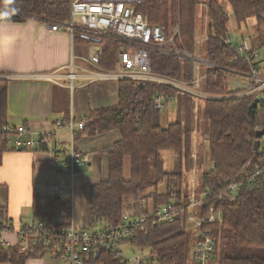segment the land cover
<instances>
[{"label": "trees", "instance_id": "16d2710c", "mask_svg": "<svg viewBox=\"0 0 264 264\" xmlns=\"http://www.w3.org/2000/svg\"><path fill=\"white\" fill-rule=\"evenodd\" d=\"M226 2L232 7L231 16L219 0H209V39L199 46L196 39L199 31L198 0H144L137 9L146 14L151 22L164 24L169 33L179 25L182 42L190 51L198 49L201 55L216 64H229L241 69L245 65L231 61L235 51L222 38L230 35L231 17L238 28L250 16L256 17L259 26L264 25V0ZM0 5L18 12L11 19L20 21L29 16L63 20L69 13V0H0ZM252 37L254 46L264 44L262 35ZM119 47L118 42H108L106 54L110 59L108 62L103 59L104 65H114V55ZM150 59L153 70L162 74L191 80L198 73L195 63L182 61L175 56L152 52ZM221 81V75L216 78L210 75L208 89L214 92L222 90ZM161 92L170 93L171 88L153 81H121L117 105L92 111L87 117L83 131L96 133L98 129L99 133H104L118 129L122 137L105 149L109 157L108 178L90 188V222L94 230L103 225L119 226L125 223L123 198L127 194L142 193L143 197L152 198L154 211L169 203L183 208L190 204L192 193L186 189L185 176L191 165L195 127L193 96H176L178 117L164 126L161 110L154 104L155 96ZM254 100L252 96L206 100L203 108L204 131L211 137L208 156L212 166L209 171L200 170V183L195 193L198 192L200 197L204 195L199 204L201 215L212 211L220 213V217L202 222L198 239L201 231H209L215 238L217 264H264V184L247 187L239 194L220 191L227 183L251 173L259 162L254 143L256 133L264 129V108L256 107L251 116L250 106ZM7 109L8 80L0 78L2 123L7 121ZM125 109H130V113L121 114L120 111ZM165 149H171L177 155L172 171L165 168L162 155ZM6 150L7 146L1 141L0 163ZM126 156L131 161L129 178L124 173ZM163 185L165 189L161 191ZM54 203L55 209L48 207L49 211L45 209L43 213L52 221L70 224L69 202L59 200ZM187 209L172 222H157L136 231L135 246L151 248L148 264H187ZM153 212L142 207L143 214ZM47 252L48 248L42 246L29 253L21 252L17 246L0 247V262L26 264L29 258L44 256ZM85 264L123 262L108 247L102 246L99 253L88 255Z\"/></svg>", "mask_w": 264, "mask_h": 264}, {"label": "built area", "instance_id": "2783aa9c", "mask_svg": "<svg viewBox=\"0 0 264 264\" xmlns=\"http://www.w3.org/2000/svg\"><path fill=\"white\" fill-rule=\"evenodd\" d=\"M144 0H69V16L63 20L44 19L51 30L65 31L71 38H79L88 44L85 56L73 55L70 64L64 69H57L50 73L33 74L35 78L50 79L63 84L65 79L74 88L76 79H83L86 83L99 81L138 82L153 81L171 88V92L158 93L154 98L156 108H164L166 102L176 99L179 95H191L201 100L230 99L252 96L259 101L257 107L264 108V44L254 46L249 35L232 37L227 35L222 40L230 45L234 51L231 61L242 62L245 67L235 68L229 64H216L199 51L192 52L184 46L181 39V29L177 25L172 32L161 23H153L149 17L137 7ZM19 13L11 8L0 6V19L7 20ZM233 12H228L231 16ZM201 41L203 44L209 39L208 24L204 21ZM120 43V49L115 53L113 66H105L103 58L106 54L108 42ZM152 52L175 56L182 61L196 64V77L187 80L162 74L153 70L150 55ZM80 58L81 63L74 62ZM213 70V71H212ZM222 76L220 86L222 90L210 91L208 77ZM121 114L130 113V109L120 111ZM122 116V115H121ZM88 118L76 119L71 117L66 124L58 123V128H67L72 134L70 143L61 148L62 171L71 177L70 189H74V180L80 174L79 168L90 161V154L76 148L74 136L77 131H83ZM99 132L98 129H96ZM55 131L40 134L35 137L34 132L23 123L14 124L7 120L0 122V142L8 149L28 151L38 149L47 144ZM210 135L203 137L204 152L209 153ZM259 162L251 173L227 183L220 191L239 194L247 187L264 184V134L259 137ZM62 183L59 187L62 188ZM210 195H208L209 197ZM190 206H196L202 200L194 198ZM187 207H177L175 203L162 205L153 214H139L135 220L125 221L124 224L103 225L99 229L90 230L71 225L61 229L56 225L43 221L31 222L18 230L22 250H31L30 244L43 245L58 251L61 264H85L90 253H99L102 246L108 247L123 264H148L147 259L135 254L128 256L125 244L135 246L136 231L139 228L156 224L157 222H172L179 218ZM12 225L7 222L0 224V245L4 243L3 234L10 232ZM216 240L209 231H201L193 253L194 264H216Z\"/></svg>", "mask_w": 264, "mask_h": 264}, {"label": "crops", "instance_id": "0c3cea01", "mask_svg": "<svg viewBox=\"0 0 264 264\" xmlns=\"http://www.w3.org/2000/svg\"><path fill=\"white\" fill-rule=\"evenodd\" d=\"M227 6V11L233 12L229 3ZM209 9V0H198L199 33L196 36L198 46L201 44L202 31L205 28L202 25L204 21L207 24L209 22ZM87 52L88 44L85 41L77 37L72 39L65 31L51 30L43 18L29 16L21 21L11 18L0 19V78L8 80L6 120L14 124H26L34 132L35 137L55 131V135H52L47 144L41 148L28 151L7 148L3 152L0 163V211H2L0 224L9 222L12 230L3 234L4 243L0 247L17 246L24 253H29L41 246L46 247L31 243L30 251L22 250L18 230L31 222L43 221L61 229L74 225L78 228L94 230L90 222V188L91 185L108 178L109 157L105 149L121 140V133L118 129L104 133L76 132L75 146L81 151L88 152L90 161L79 168L80 174L75 178V188L72 190L68 186L71 183V177L62 171L60 162L61 148L64 144L71 142L72 134L67 128H58V123L66 124L71 117L76 119L89 117L92 111L117 105L121 81L86 83L83 79H76L74 88H71L68 79H65L63 84H58L50 79H39L33 76V74L50 73L61 68L65 72L64 68L70 64L73 55L85 56ZM103 59L108 62L110 57L105 54ZM81 60L74 58L76 63H81ZM172 102L177 106V118L178 103L176 99ZM205 102L206 100H197L193 97L195 127L192 140L194 137L198 139L206 134L210 135L195 121V110H199L202 114ZM168 103L166 102L165 106ZM163 152L164 150L162 155L165 159ZM172 153L168 154L167 159L170 160L174 155L175 166L177 155L175 151ZM208 154L204 152V163L200 169H197L199 172L196 170L195 172L200 174V170L209 171L212 163ZM190 168L193 167L190 166ZM124 173L126 178L130 177L131 161L128 156L125 157ZM185 177L186 184L189 185L187 176ZM62 183L64 186L60 188ZM163 188L165 185L161 186V191ZM55 195L59 198H55ZM191 195L194 196L193 193ZM59 200L69 202L70 224L63 225L52 221L43 213L48 207L55 209L54 202ZM123 200L125 221L135 220L141 214L142 207L147 208L151 213L154 211L153 199L143 197L142 193L127 194ZM198 232L195 237V247ZM132 247L134 245L129 243L124 246L126 251ZM0 264L12 263L0 262ZM26 264L61 263L58 251L48 248L44 256L31 257Z\"/></svg>", "mask_w": 264, "mask_h": 264}, {"label": "rangeland", "instance_id": "374dc122", "mask_svg": "<svg viewBox=\"0 0 264 264\" xmlns=\"http://www.w3.org/2000/svg\"><path fill=\"white\" fill-rule=\"evenodd\" d=\"M225 7L227 6L226 0H219ZM230 25V35L232 37L239 36L242 34H246L249 36H259L262 35L264 37V25L259 26L256 20L255 16H250L245 23L242 24L241 27L238 28L237 23L235 22L234 19H230L229 22ZM199 33V32H198ZM252 42H253V37H252ZM198 100V99H197ZM203 106V104H202ZM162 113V123L164 126H167L169 123L173 122L176 119V114H177V106L175 103L170 101L163 109H161ZM195 121L197 122V125L199 124L200 127H204L205 124V118L202 116V114L199 112V110H195ZM174 152L171 149H165L164 150V156L166 159V164L165 168L167 171H172L174 168V161H175V156L173 155L172 158L169 160L168 154H173ZM192 156H191V167L189 171L186 172L187 176V181L189 182V185H187L186 189L188 190L189 193H193L194 196L190 197V204L193 200H203V196L200 197V194L196 191V188L198 189L199 186V181H200V176H199V171L197 169L201 168V165L204 163L205 155H204V148H203V137H199L196 139L194 137V140H192ZM170 161V162H169ZM198 171V172H195ZM192 174V175H190ZM192 180L190 181L189 180ZM165 188H163L164 190ZM162 190V191H163ZM200 197V198H199ZM189 204V205H190ZM200 204V203H199ZM197 206H190L187 207L188 209V219H187V226H186V231L188 234V262L187 264H190V260L193 257L194 249H195V237L197 236L198 228L199 225L204 222L208 221L217 217H220V213H213L212 211H209L208 214L201 215L200 211V205ZM150 247H142V246H134L127 251L125 250L126 254L131 257H135V254L139 253L145 257H150Z\"/></svg>", "mask_w": 264, "mask_h": 264}, {"label": "water", "instance_id": "95a60500", "mask_svg": "<svg viewBox=\"0 0 264 264\" xmlns=\"http://www.w3.org/2000/svg\"><path fill=\"white\" fill-rule=\"evenodd\" d=\"M258 101H259V98L257 97V98L253 101V103L251 104V106H250V114H251V116H253V114H254V110H255V108L257 107V103H258ZM263 134H264V129L259 130V131L256 133L257 139H256V141H255V143H254V148H255L256 150L259 148V137L262 136ZM49 197H52V195H49ZM55 198H59V196H58V195H55Z\"/></svg>", "mask_w": 264, "mask_h": 264}, {"label": "bare ground", "instance_id": "6f19581e", "mask_svg": "<svg viewBox=\"0 0 264 264\" xmlns=\"http://www.w3.org/2000/svg\"><path fill=\"white\" fill-rule=\"evenodd\" d=\"M203 201V200H202Z\"/></svg>", "mask_w": 264, "mask_h": 264}]
</instances>
